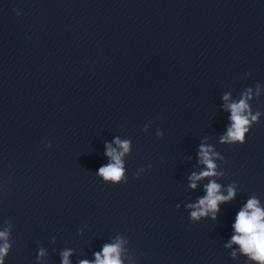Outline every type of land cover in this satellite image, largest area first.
<instances>
[{
    "label": "water",
    "instance_id": "obj_1",
    "mask_svg": "<svg viewBox=\"0 0 264 264\" xmlns=\"http://www.w3.org/2000/svg\"><path fill=\"white\" fill-rule=\"evenodd\" d=\"M257 81L264 0H0V224L14 225L6 264H35L38 246L48 264L72 247L75 264L118 233L130 241L124 264H236L223 242L240 202L264 201V117L243 146L216 144L227 123L220 96ZM252 107L264 111V95ZM114 135L132 140L118 186L95 176ZM205 136L226 160L220 182L240 188L217 221L191 224L176 204L202 195L185 178Z\"/></svg>",
    "mask_w": 264,
    "mask_h": 264
},
{
    "label": "clouds",
    "instance_id": "obj_2",
    "mask_svg": "<svg viewBox=\"0 0 264 264\" xmlns=\"http://www.w3.org/2000/svg\"><path fill=\"white\" fill-rule=\"evenodd\" d=\"M17 16L22 15L20 11ZM250 73H245L249 76ZM264 95V85L256 82L244 88L234 97L233 91L228 89L220 96V111L227 114V123L224 131L216 138V144L228 146H243L247 142V135L253 125L259 124L264 117V111L252 107V102ZM152 121L146 122L141 129L147 133ZM156 137L162 138L164 132L157 128ZM43 143V142H42ZM52 142L43 143L44 149H51ZM132 140L114 135L111 141H105L103 157L106 163L95 172V176L102 184L118 186L128 183L126 158L131 155ZM192 156L187 160L191 161ZM226 160L224 155L217 151L215 144L210 143L207 136L199 140L196 146L195 164L186 176V188L190 192L198 189L202 192L195 200L176 204V209L187 213L191 224H198L203 220L217 221L221 206L231 204L237 198L240 185L236 181L221 183L226 176L223 166ZM153 165L147 164L136 169L133 179L139 180ZM85 227H87L85 225ZM231 235L223 242V248L236 264H264V201L256 194L251 193L246 200L239 204L238 211L232 219ZM14 225L11 220H4L0 224V264L6 260L12 251V232ZM84 229L77 230V236H83ZM56 244V238L50 241ZM130 241L122 234H115L91 253L90 258H80L75 264H124L127 245ZM53 252L56 249L53 247ZM76 250L65 247L59 251V264H74L72 257ZM147 255V253L145 254ZM49 252L43 246H38L35 253V264H48Z\"/></svg>",
    "mask_w": 264,
    "mask_h": 264
}]
</instances>
